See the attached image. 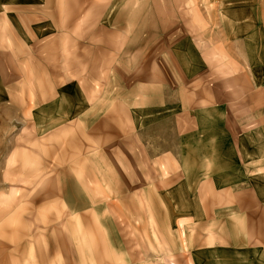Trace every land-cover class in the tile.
<instances>
[{"label": "crops", "instance_id": "0c3cea01", "mask_svg": "<svg viewBox=\"0 0 264 264\" xmlns=\"http://www.w3.org/2000/svg\"><path fill=\"white\" fill-rule=\"evenodd\" d=\"M199 1L0 0V96L89 134L109 241L139 176L179 264H264L263 1Z\"/></svg>", "mask_w": 264, "mask_h": 264}, {"label": "rangeland", "instance_id": "374dc122", "mask_svg": "<svg viewBox=\"0 0 264 264\" xmlns=\"http://www.w3.org/2000/svg\"><path fill=\"white\" fill-rule=\"evenodd\" d=\"M25 100L0 96V264H177L142 205L139 176H119L131 206H113L121 196L109 191V241L105 201L91 205L106 198V175L89 172L97 145L80 127H33Z\"/></svg>", "mask_w": 264, "mask_h": 264}]
</instances>
